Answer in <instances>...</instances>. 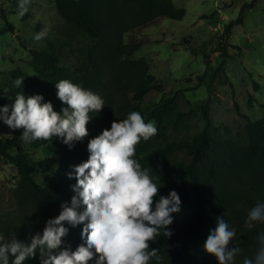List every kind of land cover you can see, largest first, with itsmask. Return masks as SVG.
I'll return each mask as SVG.
<instances>
[{"label": "trees", "instance_id": "trees-1", "mask_svg": "<svg viewBox=\"0 0 264 264\" xmlns=\"http://www.w3.org/2000/svg\"><path fill=\"white\" fill-rule=\"evenodd\" d=\"M18 7L19 0H12ZM65 19L71 37L84 36L91 40L83 49L78 61L72 65L62 63L58 48L49 43L43 48H30L31 71L18 66L5 76L0 84V107L14 103L17 94L42 95L43 102H51L59 112L63 105L57 98L55 83L67 79L98 94L104 100L99 113H91L87 125L89 135L69 148L60 138L25 143L22 129L11 130V135L0 137V159L15 164L20 178L13 190L16 209L0 212V235L4 242L12 238L30 243L36 233L42 235L47 220L62 211L61 205L71 206L75 193L67 173L72 166L88 159L89 140L111 127L113 120L126 119L132 111L139 112L145 122H154L158 133L136 146L135 159L160 187L155 200L167 197L175 190L181 199V211L173 213L168 226L173 235L165 237L164 229L150 249H158L159 264H218L215 256L203 248L210 231L216 228L221 217L235 231L231 246L240 247L242 253L234 264H243L245 257L253 258L258 248L257 236L264 232V223L254 228L245 227L249 211L257 203H264V115L257 119L247 117L246 141L232 137L223 127L214 123L209 111L211 97L189 111H177V97L162 99L151 108L142 102L152 90H162L164 83L151 72L147 58H134L142 40L125 41L126 33L145 28L159 18L168 16L182 19L187 10L174 0H54ZM257 0L246 1L236 18L230 19L223 38L233 26L244 21L245 10ZM1 15L10 28L13 24L4 7ZM207 15H202L206 17ZM223 55L227 56L224 45ZM226 59L219 61L215 71H224ZM24 78L17 87L15 80ZM201 83L206 79L200 77ZM253 97L250 99L252 102ZM201 108L205 124L189 137L171 138L169 126L177 127L190 112ZM239 108V107H238ZM44 147L56 155L54 174L47 180L37 177V164L32 149ZM154 207V206H153ZM84 206L78 209L83 211ZM62 238L61 249L75 251L83 225L72 227ZM11 264V258H10ZM25 264H40L39 252ZM95 264V259L90 262ZM150 264H157L153 258Z\"/></svg>", "mask_w": 264, "mask_h": 264}, {"label": "clouds", "instance_id": "clouds-1", "mask_svg": "<svg viewBox=\"0 0 264 264\" xmlns=\"http://www.w3.org/2000/svg\"><path fill=\"white\" fill-rule=\"evenodd\" d=\"M31 0H19L18 16L28 12ZM47 30L39 32L34 39L39 41ZM24 78L15 80L17 87ZM57 98L65 107L57 112L51 102L36 94H17L14 103L0 107V120L10 129H22L25 143L37 140L48 141L60 138L69 148L89 135L87 125L91 113H99L104 100L91 90L62 79L55 83ZM154 122H145L142 115L132 111L126 119L113 120L95 138L89 140L88 159L67 173L75 179L72 185L75 195L71 206L61 205L62 211L47 220L42 235L30 237V243L12 238L4 242L0 235V264H25L39 252L40 264H150L154 258L159 264L158 249H150L149 242L161 235L171 237L168 226L173 223V213L181 211L178 193L170 191L167 197L158 196L160 187L150 175L152 169L144 168L134 158L136 146L157 135ZM84 206L83 211L78 209ZM154 206V207H153ZM72 227L83 225L81 237L84 243L75 251L61 249L62 238ZM264 223V203H257L248 213L245 227L252 229ZM216 228L210 231L203 245L207 254L216 257L218 264H234L243 251L231 246L235 231L229 229L223 218H216ZM258 248L254 259L245 257L243 264H264V232L257 236Z\"/></svg>", "mask_w": 264, "mask_h": 264}, {"label": "rangeland", "instance_id": "rangeland-1", "mask_svg": "<svg viewBox=\"0 0 264 264\" xmlns=\"http://www.w3.org/2000/svg\"><path fill=\"white\" fill-rule=\"evenodd\" d=\"M174 1L187 10L182 19L164 16L125 35V41L142 40L133 57L147 58L151 72L164 83L162 90H152L144 97V106L151 108L164 98L177 97L176 110L189 111L211 97L209 111L214 123L245 142L247 117L257 119L264 115V0L246 8L244 21L235 24L224 38L226 23L236 18L242 5L251 0ZM1 7L13 28L2 17ZM28 9L19 17L12 0H0V84L15 67L31 71L30 48L52 43L58 48L62 63L72 65L91 42L84 36H70L54 0H31ZM45 30L47 35L43 39H34ZM221 44L227 56L223 55ZM223 58L224 71L215 74ZM200 77L206 80L201 83ZM204 124L202 110L198 108L179 121L177 127L169 126L168 133L171 138L189 137ZM11 130L0 120V137L10 136ZM32 157L38 167L37 177L41 181L49 179L55 172L56 155L41 147L32 149ZM19 178L18 167L0 159V212L16 209L13 190ZM82 243L80 237L76 246Z\"/></svg>", "mask_w": 264, "mask_h": 264}]
</instances>
